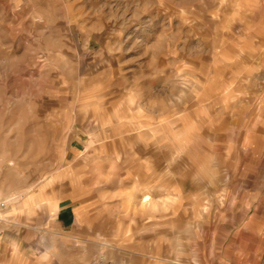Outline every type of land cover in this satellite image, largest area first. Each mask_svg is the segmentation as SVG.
<instances>
[{
	"label": "rangeland",
	"instance_id": "1",
	"mask_svg": "<svg viewBox=\"0 0 264 264\" xmlns=\"http://www.w3.org/2000/svg\"><path fill=\"white\" fill-rule=\"evenodd\" d=\"M261 118L264 0H0V264H264Z\"/></svg>",
	"mask_w": 264,
	"mask_h": 264
},
{
	"label": "crops",
	"instance_id": "2",
	"mask_svg": "<svg viewBox=\"0 0 264 264\" xmlns=\"http://www.w3.org/2000/svg\"><path fill=\"white\" fill-rule=\"evenodd\" d=\"M244 109H245V107H244ZM245 118H247V117L245 116ZM255 122H256V121H255ZM259 122H264V119H262V118L259 119ZM142 197H145V198L143 199V201L141 202V204H145V203L149 202L150 199H151V198H150L148 195H146V194L143 195ZM128 200H129V202L132 201V200H133V197H129ZM17 206H18V207L15 208V211L18 210V209L21 208V207H25L23 203H22V204H19V203H18ZM51 207H52V206L49 205V208H51ZM53 208H54V207H53Z\"/></svg>",
	"mask_w": 264,
	"mask_h": 264
},
{
	"label": "built area",
	"instance_id": "3",
	"mask_svg": "<svg viewBox=\"0 0 264 264\" xmlns=\"http://www.w3.org/2000/svg\"><path fill=\"white\" fill-rule=\"evenodd\" d=\"M7 202L5 200H0V215L6 210Z\"/></svg>",
	"mask_w": 264,
	"mask_h": 264
}]
</instances>
